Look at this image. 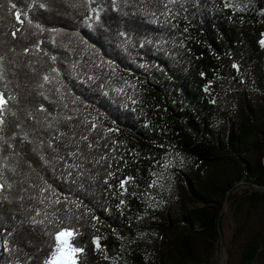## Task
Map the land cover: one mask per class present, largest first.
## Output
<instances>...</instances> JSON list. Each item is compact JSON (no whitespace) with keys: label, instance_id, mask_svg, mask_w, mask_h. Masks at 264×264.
Masks as SVG:
<instances>
[{"label":"trees","instance_id":"trees-1","mask_svg":"<svg viewBox=\"0 0 264 264\" xmlns=\"http://www.w3.org/2000/svg\"><path fill=\"white\" fill-rule=\"evenodd\" d=\"M0 94V264L63 229L78 264H213L228 194L264 203V0H0Z\"/></svg>","mask_w":264,"mask_h":264},{"label":"rangeland","instance_id":"rangeland-1","mask_svg":"<svg viewBox=\"0 0 264 264\" xmlns=\"http://www.w3.org/2000/svg\"><path fill=\"white\" fill-rule=\"evenodd\" d=\"M239 195L235 198H245L244 193L246 190V186H241L238 188ZM232 199L229 201L225 207V212L222 217V234H223V242H222V255L220 264H237L240 257V250L245 237L252 233L256 226L264 221V203H262L256 211H244L239 215L241 217V221L234 216L235 208L238 204L237 200ZM242 208H247L245 205H242ZM71 238V237H70ZM70 238H68L67 245L64 246L65 255H67V251L69 246L71 248L72 245L70 243ZM58 241V245H59ZM57 251L54 256H56ZM220 254V247L217 251V254L213 260V264H216L218 257ZM59 260L60 257L57 256Z\"/></svg>","mask_w":264,"mask_h":264},{"label":"snow or ice","instance_id":"snow-or-ice-1","mask_svg":"<svg viewBox=\"0 0 264 264\" xmlns=\"http://www.w3.org/2000/svg\"><path fill=\"white\" fill-rule=\"evenodd\" d=\"M15 7V5H13ZM16 19L19 21L20 20V15L19 13L16 14ZM89 20L92 19V17L88 18ZM96 21H99V15L97 14L95 16ZM15 35V33H13ZM47 80L48 78L45 77ZM8 103L7 99L4 97L3 94H0V109H2L4 106H6ZM3 117L2 114H0V124H3ZM123 183V182H122ZM4 185L0 184V188H3ZM72 235H74V232L68 229H63L59 231L55 239L59 241V245L57 247V254L54 256L51 260L47 261L46 264H78V261L76 259V255L80 252L83 251V249H78V248H71L69 246V249L67 251V255H65V250L64 246L67 245L68 243V238H70ZM97 246H99L98 241H97ZM57 256L60 257V259H57Z\"/></svg>","mask_w":264,"mask_h":264},{"label":"water","instance_id":"water-1","mask_svg":"<svg viewBox=\"0 0 264 264\" xmlns=\"http://www.w3.org/2000/svg\"><path fill=\"white\" fill-rule=\"evenodd\" d=\"M263 189H264V186H263ZM228 196H229V194H228ZM228 196L226 197L225 206H224V208L221 211V216H223V214L225 212V207H226V205L228 203ZM221 223H222V217L219 219V224H218L219 233H220V239H219L220 254H219V257H218V260H217L216 264H220V262H221V255H222L223 234H222Z\"/></svg>","mask_w":264,"mask_h":264}]
</instances>
